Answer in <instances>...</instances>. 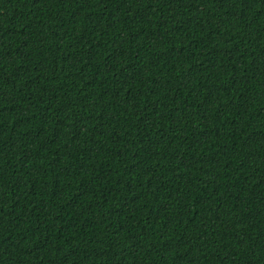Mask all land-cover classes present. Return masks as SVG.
<instances>
[{"label": "trees", "instance_id": "trees-1", "mask_svg": "<svg viewBox=\"0 0 264 264\" xmlns=\"http://www.w3.org/2000/svg\"><path fill=\"white\" fill-rule=\"evenodd\" d=\"M0 264H264V0H0Z\"/></svg>", "mask_w": 264, "mask_h": 264}]
</instances>
